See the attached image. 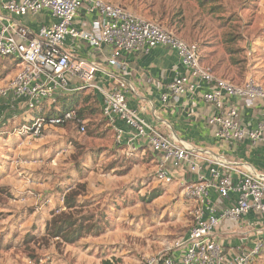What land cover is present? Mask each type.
I'll return each mask as SVG.
<instances>
[{
    "label": "built area",
    "instance_id": "built-area-1",
    "mask_svg": "<svg viewBox=\"0 0 264 264\" xmlns=\"http://www.w3.org/2000/svg\"><path fill=\"white\" fill-rule=\"evenodd\" d=\"M0 4L11 15H37L48 10L57 20L50 27L42 28L35 38H30L26 29L15 24L2 26L0 30V59L14 60L19 66L17 74L6 85L0 86V100L12 95L16 100H24L28 110L38 114L15 132L39 138L47 126L68 124H76L85 132V123L77 113L71 109L58 110V102L65 96L91 90L99 94L102 113L110 125L116 118L122 119L137 131V137L146 141L151 152L159 156L157 180L172 183L168 169L178 171L180 168H186V173L197 177L196 182H181L183 196L193 202L194 210L193 225L176 246L180 256H149L138 264H255L262 247L260 241L253 249L243 250L224 262L216 230L222 222L238 221L250 213L264 220V174L247 165H235L234 170L239 175L237 185L229 171L220 172L216 168L211 169L212 179L206 180L201 172V156L211 157V153L167 138L147 125L138 112L128 107L125 82H118L110 92L94 82L101 70L97 59L105 58L110 71L124 74L128 70L125 54L147 53L157 46H167L177 52L189 70L188 75L177 78L169 86L170 95L179 98L190 94L214 106L216 112L207 119L208 126L220 142L232 145L245 141L264 144V124L256 128L241 126L242 107L231 103L237 98L244 107H253L264 101V85L252 76L241 85L215 76L200 64L195 44L157 21L134 14L124 5L106 0H0ZM81 12L85 16H96L91 28L76 25ZM68 40L84 44L97 59L86 64L75 58L65 49ZM74 79H79L81 85L72 87ZM203 84L208 86L205 92ZM120 142L121 132L117 135V143ZM214 158L218 159L215 160L218 165L231 168L232 164L220 156ZM210 190H215L220 199L228 198L230 192L236 191L238 199L234 205L220 210L211 203Z\"/></svg>",
    "mask_w": 264,
    "mask_h": 264
},
{
    "label": "rangeland",
    "instance_id": "rangeland-1",
    "mask_svg": "<svg viewBox=\"0 0 264 264\" xmlns=\"http://www.w3.org/2000/svg\"><path fill=\"white\" fill-rule=\"evenodd\" d=\"M153 1L111 3L175 33L151 15ZM212 6L226 23L220 31V49L236 52L242 77L257 79L255 70H264V0H211L208 7ZM10 61L0 59V86L6 85L1 80L9 74ZM94 95L85 90L58 102V110L78 112L86 121L85 132L76 124L47 126L35 138L15 132L26 122L0 128V264H138L149 256L171 255L188 235L194 204L183 196V187L157 181L149 170L134 169L137 162L116 152ZM79 184L86 185L79 199L83 214L93 215V222L102 218L107 224L104 233L72 247L59 241L46 244L41 226L50 212V199H64ZM154 194L159 197L151 199ZM59 209L64 203L53 211ZM29 234L37 240L25 245ZM260 243L255 264H264V239Z\"/></svg>",
    "mask_w": 264,
    "mask_h": 264
},
{
    "label": "crops",
    "instance_id": "crops-1",
    "mask_svg": "<svg viewBox=\"0 0 264 264\" xmlns=\"http://www.w3.org/2000/svg\"><path fill=\"white\" fill-rule=\"evenodd\" d=\"M15 1L19 2L21 0ZM108 1L114 2L117 0ZM95 19V15L85 16L81 12L76 19V25L79 28H91ZM56 22L57 20L48 10H44L37 15L19 17L9 14L0 4V30L2 26L15 24L26 29L30 38H35L42 28L50 27ZM65 49L86 64L97 59L93 56V52L80 42L68 40ZM124 59L128 64V70L124 74L110 71L105 58L97 59L96 62L100 65L101 70L97 72L94 84L110 92L115 89L118 82H125L128 86V89L125 90L128 107L138 112L147 125L156 128L167 138L180 140L202 151L211 153V157L201 156V172L206 180L212 179L211 169L216 168L220 172L229 171L232 174L233 183L237 185L239 175L234 170L235 165H247L256 172L264 174L263 143L254 144L245 141L232 145L229 142H220L215 137L214 130L207 123V119L216 112L214 106L190 94L179 98L170 95L169 86L177 78L186 76L189 73L188 68L183 64L175 50L167 46H157L147 53L125 54ZM9 63L10 68L7 69L9 74L1 80L3 84H7L6 82L10 78L12 79L19 69L14 60ZM254 67L257 68V66ZM255 71L259 73L257 80H261L260 82L264 84V70L258 69ZM79 85H81L79 79L72 80V87H78ZM202 90L207 91L208 86L203 84ZM89 92L97 96L101 110L99 94L91 90ZM231 103L242 107L239 116L241 126L256 128L259 124H264L263 100L257 102L253 107H244L241 100L237 98H233ZM35 115L38 114L29 111L24 100H16L12 95L0 100V128H5L11 123L18 126L19 123L31 120ZM110 126L116 152L119 155L126 156L128 160L137 162L134 169H146V171L154 172L156 178V173L160 167L159 156L151 152L146 141L137 137V131L129 127L120 118H116L115 123ZM119 132H121V142L118 144L117 135ZM216 156L230 162L232 164L231 168L226 169L218 165L215 161L218 159L214 158ZM168 170V176L177 184L197 181L194 174L186 173V168H180L178 171ZM209 198L211 203L221 210L234 205L238 199V193L232 191L228 198L220 199L215 190H210ZM49 203L51 208L44 225L42 223V231L45 229L53 209L61 208L64 200L57 199L55 201L52 197ZM43 233L45 234V232ZM216 235L221 246L222 257L226 262L243 250L253 249L260 239H264V220L257 218L254 213H250L238 221H224L216 230ZM6 236L9 237V235ZM88 237L94 238V236ZM68 246L72 247L71 245ZM5 248H8V246H5ZM172 254L176 257L180 256L179 251L176 249Z\"/></svg>",
    "mask_w": 264,
    "mask_h": 264
},
{
    "label": "trees",
    "instance_id": "trees-1",
    "mask_svg": "<svg viewBox=\"0 0 264 264\" xmlns=\"http://www.w3.org/2000/svg\"><path fill=\"white\" fill-rule=\"evenodd\" d=\"M191 2L192 5H190ZM209 4L211 0H154L151 4V15L165 21L176 34L195 44L203 67L210 69L215 76L223 80L234 85H241L245 80V76L242 77L241 73L242 63L235 58L236 52L220 49L222 44L220 31L226 27V23L221 20L213 6L208 7ZM93 98L100 105L97 96L94 95ZM75 112L85 123L86 131V121L77 111ZM101 114L110 129V123L104 117L102 110ZM49 115L50 113L48 117ZM124 171L127 172L128 169ZM85 192L86 185L79 184L65 194L64 209L51 212V218L46 223L45 234L41 238L43 242L48 244L51 241H59L60 244L74 245L88 236L95 237L104 233L107 224L102 223V218L93 222V215L87 217L82 212L84 205L79 199L85 195ZM157 197L159 194H154L151 199ZM36 240L35 236L29 234L24 244L27 245ZM103 264L111 263L105 261Z\"/></svg>",
    "mask_w": 264,
    "mask_h": 264
}]
</instances>
